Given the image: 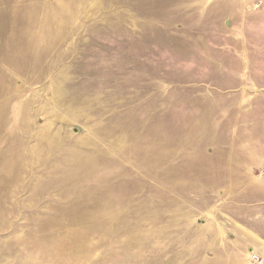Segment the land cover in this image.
<instances>
[{
  "label": "rangeland",
  "instance_id": "374dc122",
  "mask_svg": "<svg viewBox=\"0 0 264 264\" xmlns=\"http://www.w3.org/2000/svg\"><path fill=\"white\" fill-rule=\"evenodd\" d=\"M264 264V0H0V264Z\"/></svg>",
  "mask_w": 264,
  "mask_h": 264
},
{
  "label": "built area",
  "instance_id": "2783aa9c",
  "mask_svg": "<svg viewBox=\"0 0 264 264\" xmlns=\"http://www.w3.org/2000/svg\"><path fill=\"white\" fill-rule=\"evenodd\" d=\"M253 259H254V261H256L257 263H260V264L263 262V260L257 254L253 256Z\"/></svg>",
  "mask_w": 264,
  "mask_h": 264
}]
</instances>
